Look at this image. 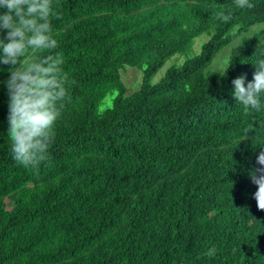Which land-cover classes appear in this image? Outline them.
<instances>
[{"label":"trees","instance_id":"16d2710c","mask_svg":"<svg viewBox=\"0 0 264 264\" xmlns=\"http://www.w3.org/2000/svg\"><path fill=\"white\" fill-rule=\"evenodd\" d=\"M249 2L53 0L70 88L39 168L14 159L0 85V264H264L253 179L264 116L232 95L234 79L254 80L261 34L243 37L223 71L206 70L264 22V0ZM203 33L198 54L150 81ZM125 66L143 72L127 96Z\"/></svg>","mask_w":264,"mask_h":264},{"label":"clouds","instance_id":"9594fccd","mask_svg":"<svg viewBox=\"0 0 264 264\" xmlns=\"http://www.w3.org/2000/svg\"><path fill=\"white\" fill-rule=\"evenodd\" d=\"M236 2L241 9L251 7L249 0ZM56 18L53 0H0V71L3 65L11 66L0 85L6 86L9 97L11 150L24 167L39 168L47 160L70 88L63 61L54 54L59 46L53 34ZM220 19L227 22L230 17L221 14ZM254 64V80L245 86L246 76L234 79L232 95L250 115L264 116V52ZM257 162L264 165V153ZM253 179L259 185L258 208L264 210V168L255 169Z\"/></svg>","mask_w":264,"mask_h":264},{"label":"rangeland","instance_id":"374dc122","mask_svg":"<svg viewBox=\"0 0 264 264\" xmlns=\"http://www.w3.org/2000/svg\"><path fill=\"white\" fill-rule=\"evenodd\" d=\"M255 33L261 34V39L264 40V22L251 26L246 32H243L231 43L223 47L219 53L214 57L211 64L207 67V71H223L228 63L229 56L233 47L241 44L242 38L245 36H251ZM209 38L207 33H203L196 36L193 39L192 45L181 53H176L170 56L163 65L152 75L150 81L152 83L157 82L166 72V69L172 65H180L185 59L190 58L199 53L202 43ZM121 80L126 85L125 96L132 94L138 90L141 82L143 72L141 69L133 66H125L120 70ZM116 91L108 93L106 97L99 103L98 112H103L106 108L110 107L116 96Z\"/></svg>","mask_w":264,"mask_h":264}]
</instances>
